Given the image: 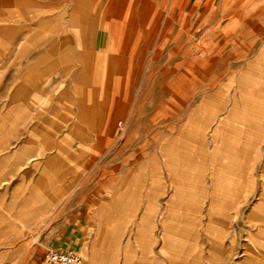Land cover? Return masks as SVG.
Wrapping results in <instances>:
<instances>
[{
	"label": "rangeland",
	"instance_id": "1",
	"mask_svg": "<svg viewBox=\"0 0 264 264\" xmlns=\"http://www.w3.org/2000/svg\"><path fill=\"white\" fill-rule=\"evenodd\" d=\"M77 1L0 0V25L19 24L0 31V264H40L66 238L82 264H171L162 224L197 238L200 264L211 243L218 264H264V102L233 90L264 89V44L234 37L259 0ZM103 2L130 11L122 32Z\"/></svg>",
	"mask_w": 264,
	"mask_h": 264
},
{
	"label": "bare ground",
	"instance_id": "2",
	"mask_svg": "<svg viewBox=\"0 0 264 264\" xmlns=\"http://www.w3.org/2000/svg\"><path fill=\"white\" fill-rule=\"evenodd\" d=\"M232 111H234V110H232ZM237 113V112H236ZM238 115H239V113H237ZM241 116V115H240ZM242 117H243V121L246 123V126H248V127H251V126H260V124H258V122L257 121H259L258 119H254L253 117H250V116H248V115H242ZM232 127V126H231ZM261 127V126H260ZM233 134V133H232ZM229 136V135H228ZM229 138V137H228ZM233 139H234V137H233ZM236 139H234V141H235ZM230 141V140H229ZM226 142H228V140H226ZM214 145L217 147V148H219L218 146H219V144H218V142L217 141H214ZM242 143H244V141L242 142ZM243 148V147H242ZM222 150H224V151H226V152H228L229 154H231V153H237V152H239L240 150H243V149H239L238 147H236V145L234 146V145H232V144H230V143H227V144H224L223 145V147L221 148ZM216 156V155H215ZM221 156V155H220ZM220 156H218V157H220ZM232 156H233V154H232ZM211 158H215L213 155H211L210 156ZM223 158V157H222ZM240 158V157H239ZM239 158H237L236 156L234 157V159H236V160H238ZM241 159H243V158H240V160ZM222 160V159H221ZM240 160H238V161H240ZM249 160V159H248ZM261 161H262V164H264V158H261L260 159ZM227 161V160H226ZM233 161V160H232ZM231 161V162H232ZM202 162V161H201ZM235 162V161H234ZM256 162V161H255ZM203 163V162H202ZM237 163V162H236ZM240 163V162H239ZM239 163H237L238 164V166H239ZM241 163H242V161H241ZM246 161H245V165L244 166H242L243 165V163L241 164V166L242 167H244V170L245 171H248L247 169H249V167L251 166H246ZM204 164V163H203ZM194 165V164H193ZM186 166V165H185ZM211 166L213 167V166H215L214 164H212L211 163ZM229 166V165H228ZM240 166V167H241ZM189 167H191V166H189ZM253 167V166H252ZM203 168V167H202ZM202 168H200V169H202ZM251 168V167H250ZM189 169V168H188ZM240 170H242V169H240ZM262 170H264V165H262ZM226 171V170H225ZM244 171V172H245ZM187 175V174H186ZM246 179V178H245ZM198 187H200V185H197ZM197 186H196V188H197ZM191 187V186H190ZM195 188V187H194ZM193 188V189H194ZM262 189H264V188H262ZM186 190V189H185ZM262 196H264V193H262L261 194ZM221 197V196H220ZM217 198V197H216ZM212 199H214V198H212ZM180 203V202H179ZM176 205V207H175V210L177 211V212H179V213H181V214H185V216H187V217H185V218H187V219H185L186 220V222L185 223H191L192 221H193V219L194 218H196V216H197V214H195V212H194V210H193V212H192V210L189 208V207H186V206H183V205H177V203L175 204ZM259 205H261L260 203H259ZM259 205H257L252 211H255V212H257L258 213V210H260V212L258 213V218L256 219L258 222H262V223H264V208H261ZM171 209H173V208H171ZM251 211V213H253ZM198 212V211H197ZM195 215V217H194V215ZM169 214V213H168ZM166 215H167V213H166ZM177 215V214H176ZM182 215V216H183ZM250 215H252V214H250ZM169 217V216H168ZM177 217H179V216H177ZM164 218V217H163ZM170 218H172V217H170ZM177 219H179V218H177ZM166 221V220H165ZM183 222V223H184ZM194 222V221H193ZM196 222V221H195ZM192 224V223H191ZM194 225H195V223H193ZM170 225V224H169ZM210 227H211V225H206V227L204 228V230H205V234L206 235H209V237H213V238H219V237H221L220 236V231L218 230V232L215 234V233H210ZM215 227H216V225H215ZM175 228V227H174ZM161 229H163V234H162V244H161V251L165 254V256H167V255H169V256H167V259H168V262H170L171 264H194V262L196 261V263L195 264H200L201 263V254L199 253V255H198V252L196 253V254H194V250H196L194 247H193V244H195V240L194 239H196V241H198L197 240V238H195L194 237V235H192L191 233H189V232H185V231H183L182 229H177V228H175V229H168L167 230V227H166V225L165 224H162V227H161ZM193 230H195V229H193ZM199 230V229H198ZM214 231H217V230H214ZM199 232V231H198ZM221 233H223V232H221ZM253 236L252 237H254V238H252V240H257L256 238H259V239H261V244H260V246L259 247H264V224H261V225H259L258 227H256V230H255V233H253L252 234ZM172 236H174L173 238H172ZM251 237V236H250ZM170 238H172L173 240H174V238L176 239V242L173 244V242H172V240L170 239ZM199 238V237H198ZM180 240L181 241H186L187 242V245H188V248H190L191 246L193 247V248H190V249H186V252L184 251V249L182 248V246H181V244H180ZM198 243V242H197ZM180 244V245H179ZM189 245H191V246H189ZM178 246H180V247H178ZM248 248L246 247L245 248V250H247ZM190 252V254L188 253V251ZM198 250V249H197ZM201 251V250H200ZM174 252V253H173ZM249 252L251 253V254H255V252L250 248L249 249ZM222 253V254H221ZM194 254V255H193ZM225 254V250H224V248H222L220 245L219 246H217L216 244H214V243H211L210 245H208V256L207 257H205V259H204V264H218V259H220V257L222 256V255H224ZM256 254H259L258 252H256ZM173 257V258H172Z\"/></svg>",
	"mask_w": 264,
	"mask_h": 264
},
{
	"label": "crops",
	"instance_id": "3",
	"mask_svg": "<svg viewBox=\"0 0 264 264\" xmlns=\"http://www.w3.org/2000/svg\"><path fill=\"white\" fill-rule=\"evenodd\" d=\"M51 1H52V3H55V0H51ZM103 3H104L106 8L111 9L112 12L110 11L109 15L111 17H114L111 20L107 21L108 24L111 21L110 22L111 25H112V29L111 30L114 29L116 31H121L122 32L123 27H119L116 24H118V21H119L120 17L127 18L130 15V11H128V10L127 11L118 10V9L115 8V6H114V4L112 2H103ZM83 6L88 8V3L87 2L84 3L82 0H78L77 3H76V6L74 7V10L75 9L77 10V9L83 7ZM255 6L257 7L255 15L252 18L246 17V18L242 19V24H241L240 30H239L238 33H236V35L234 37L235 38H242L249 31V29H251V30H253V31H255L257 33V35L259 36L260 42L262 44H264V24H261L259 22V18L261 16H264V0H259L258 4H256ZM7 20L12 21L13 18L11 16H7V15H5L3 13H0V21H7ZM114 21H116V22H114ZM62 22L64 23L65 20H62ZM18 29H19V24H17V23L14 24V25L13 24H1L0 25V31L3 32L4 34H6L9 37H12V35ZM60 29L62 30V28H60ZM134 30H135V28H134V26H132V31H134ZM232 37H233L232 35L228 36V38H232ZM61 40H62V42L66 41L67 37L65 38V36H64V37L61 38ZM119 40H120V38H119ZM245 46H246V48H249V47H251V43L245 42ZM261 49L264 50V46H262ZM216 79H218V78H216ZM252 82L254 83V81H252ZM255 84H257L256 81H255ZM251 85H252V83L250 84L249 88L248 87L245 88L244 86L239 85L236 88H233V90L243 89L241 91L242 95H247V96L248 95L249 96L254 95L256 97L260 96V97H262V99H260V100L262 102H264V89H261L258 86V88L256 87V91H252L253 89L251 88L252 87ZM224 93L228 95L229 92H225L224 91ZM231 94L236 95L238 93L234 91ZM256 100L259 101L258 99H256ZM254 106H256V107H254L253 110L264 112V103L257 102V103L254 104ZM206 110L211 111L210 109H206ZM261 158H264V154H262ZM262 165H264V164H262V161H261V173H262ZM262 188H264V187H261L260 190H256L257 191L256 198H259V201L255 204V206H257L259 204V202H261V204H262L261 206L264 207V198H260L259 195H258V192H261V194L264 193V189H262ZM68 236H70L72 238H75V236H71L70 234H68ZM73 240L74 239H71V238L70 239H68V238L61 239V240L58 241L59 245H57V247L55 246L53 248H65V247H62L61 245L62 244L63 245H69V243L71 241H73Z\"/></svg>",
	"mask_w": 264,
	"mask_h": 264
},
{
	"label": "built area",
	"instance_id": "4",
	"mask_svg": "<svg viewBox=\"0 0 264 264\" xmlns=\"http://www.w3.org/2000/svg\"><path fill=\"white\" fill-rule=\"evenodd\" d=\"M83 258L73 248H51L46 252L40 264H82Z\"/></svg>",
	"mask_w": 264,
	"mask_h": 264
}]
</instances>
